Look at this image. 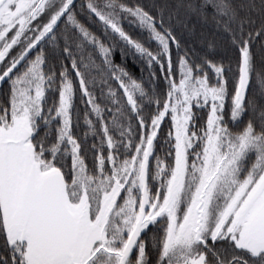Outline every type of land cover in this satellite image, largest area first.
<instances>
[{"label":"snow or ice","instance_id":"6c2138e0","mask_svg":"<svg viewBox=\"0 0 264 264\" xmlns=\"http://www.w3.org/2000/svg\"><path fill=\"white\" fill-rule=\"evenodd\" d=\"M0 264H264V0H0Z\"/></svg>","mask_w":264,"mask_h":264}]
</instances>
